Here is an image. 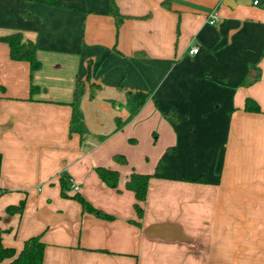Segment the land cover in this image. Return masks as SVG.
<instances>
[{"label":"crops","instance_id":"1","mask_svg":"<svg viewBox=\"0 0 264 264\" xmlns=\"http://www.w3.org/2000/svg\"><path fill=\"white\" fill-rule=\"evenodd\" d=\"M59 1L28 20L25 2L0 0V39L36 42L41 64L32 72L0 40L3 245L39 235L43 264H264V0H118L130 17L118 29L108 0ZM99 167L119 172L118 189ZM134 172L153 176L141 218ZM64 176L68 196L112 220L64 198Z\"/></svg>","mask_w":264,"mask_h":264},{"label":"trees","instance_id":"2","mask_svg":"<svg viewBox=\"0 0 264 264\" xmlns=\"http://www.w3.org/2000/svg\"><path fill=\"white\" fill-rule=\"evenodd\" d=\"M26 3V7L22 12V16L25 19H32L34 17V5L44 4L56 8H65L59 0H22ZM118 0H108V9L105 12L106 15L110 16L114 20V24L118 29L121 24L128 18V16L120 13ZM164 7H168L167 1L163 2ZM145 17V16H144ZM1 41L8 44L10 49V57L15 61H24L29 63L31 71L35 72L40 69L41 64L36 59V52L38 46L36 42L31 40H25L21 33H15L0 39ZM264 55V50L262 56ZM88 69H90L88 67ZM90 73V70H89ZM89 79V77H87ZM121 87V86H120ZM84 91V82L77 81L75 93L76 96H81ZM133 100L137 106L144 105L146 101V94L142 92H132ZM246 110L251 112H259V106L254 100H247ZM168 116L174 121H179L180 117L172 109L168 112ZM114 159L122 164L127 163L126 158L123 155H116ZM165 165V161L161 160L157 166V174H160ZM101 181L112 189H118L120 175L116 170L99 167L96 169ZM151 175L132 173L126 183V189L134 194L136 203L134 209L138 218L143 216V209L141 203L145 201L147 195V189ZM61 194L64 198L74 199L79 202L84 211L96 216L103 220H112V216L105 214L104 212L92 207L81 195L76 194L72 197L68 196V191L70 190L71 181L67 176L61 178ZM25 203L22 201L19 205L9 206L6 209L8 215L19 214L22 215L24 212ZM46 245L42 241L41 237L33 236L24 242L23 248L18 252L14 248L5 247L2 242V232L0 231V264L5 262V264H43L44 253Z\"/></svg>","mask_w":264,"mask_h":264},{"label":"built area","instance_id":"3","mask_svg":"<svg viewBox=\"0 0 264 264\" xmlns=\"http://www.w3.org/2000/svg\"><path fill=\"white\" fill-rule=\"evenodd\" d=\"M255 5L258 4V1H256L254 3ZM218 20V12L215 10L214 12H212V14H210V24H215ZM199 53V48L198 47H193L189 50V54L190 55H197ZM72 188L76 191H78V187L73 185Z\"/></svg>","mask_w":264,"mask_h":264},{"label":"water","instance_id":"4","mask_svg":"<svg viewBox=\"0 0 264 264\" xmlns=\"http://www.w3.org/2000/svg\"><path fill=\"white\" fill-rule=\"evenodd\" d=\"M230 2H233L234 3V0H224V4H230Z\"/></svg>","mask_w":264,"mask_h":264},{"label":"rangeland","instance_id":"5","mask_svg":"<svg viewBox=\"0 0 264 264\" xmlns=\"http://www.w3.org/2000/svg\"><path fill=\"white\" fill-rule=\"evenodd\" d=\"M251 1H253V0H251ZM258 2H260V3H262L263 2V0H257ZM19 249V248H18ZM17 251H19V250H17ZM1 264H5V262H3V263H1Z\"/></svg>","mask_w":264,"mask_h":264}]
</instances>
